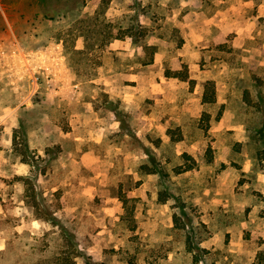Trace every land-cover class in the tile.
Returning <instances> with one entry per match:
<instances>
[{
	"label": "rangeland",
	"instance_id": "374dc122",
	"mask_svg": "<svg viewBox=\"0 0 264 264\" xmlns=\"http://www.w3.org/2000/svg\"><path fill=\"white\" fill-rule=\"evenodd\" d=\"M101 1L0 0V264H264V0Z\"/></svg>",
	"mask_w": 264,
	"mask_h": 264
},
{
	"label": "trees",
	"instance_id": "16d2710c",
	"mask_svg": "<svg viewBox=\"0 0 264 264\" xmlns=\"http://www.w3.org/2000/svg\"><path fill=\"white\" fill-rule=\"evenodd\" d=\"M101 2H104V0H102ZM139 27L142 28L141 25H139ZM123 37H124L123 34L119 35V33H118V35L114 36L113 38L121 39ZM153 48H151V49H153ZM154 52H155V50L153 49L152 53H154ZM165 75H166V77L178 78L181 81L192 82V80L190 79L187 71H175V72H172L171 70L166 69ZM215 102H216V97H215L214 85H213L212 82H207L206 86H205V90H204L203 96H202V103L206 104V105H209V104H214ZM219 113H221V111H219ZM186 170H188V169H186ZM180 172H183V171H179V173ZM121 201L124 204V208H125L126 213L129 214V212H131V210H129L128 207H127L128 200L126 198L121 197ZM132 228H134V225H133Z\"/></svg>",
	"mask_w": 264,
	"mask_h": 264
}]
</instances>
